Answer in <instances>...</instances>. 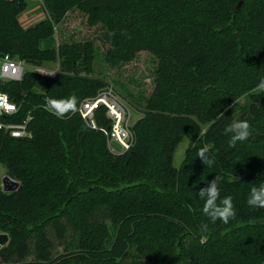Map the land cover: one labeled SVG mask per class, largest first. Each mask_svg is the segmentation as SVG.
Here are the masks:
<instances>
[{
	"label": "trees",
	"instance_id": "trees-1",
	"mask_svg": "<svg viewBox=\"0 0 264 264\" xmlns=\"http://www.w3.org/2000/svg\"><path fill=\"white\" fill-rule=\"evenodd\" d=\"M41 4L45 15L24 26L27 0H0V55L30 65L58 62L42 91L34 89L40 75L32 70L0 81L18 104L14 119L30 115L29 136L0 130V163L19 182L11 192L0 187V232L8 235L0 264H264V209L247 204L250 188L264 182V91L255 89L264 80V0ZM72 8L101 23L109 65L141 50L157 58L126 150L109 151L103 105L94 109L95 127L78 110L64 119L45 110L46 98L75 95L79 107L106 86L90 75L92 41L47 45ZM240 120L250 123L251 135L229 147L225 129ZM204 146L215 155L213 167L197 157ZM216 175L221 198L231 195L237 211L227 224H213L197 195Z\"/></svg>",
	"mask_w": 264,
	"mask_h": 264
},
{
	"label": "rangeland",
	"instance_id": "rangeland-1",
	"mask_svg": "<svg viewBox=\"0 0 264 264\" xmlns=\"http://www.w3.org/2000/svg\"><path fill=\"white\" fill-rule=\"evenodd\" d=\"M45 15L41 0H27L26 9L20 13V20L24 26L30 25ZM101 23L90 24L86 14L78 8L69 10L60 24L54 27V34L47 45L57 46L60 41H86L93 43L92 72L90 75L99 77L106 82L104 89L111 88L112 93L125 106V123L130 127L133 122L142 115L144 99L149 95L154 84V71L157 65V58L146 50L138 51L135 56L126 62H121L116 66H111L103 59L104 52L108 45L101 39ZM46 68L58 67V62H44ZM25 69L32 67L26 65ZM44 76H38L34 89L42 91L44 87ZM255 89H259L256 87ZM245 97L236 100L235 106L242 104ZM133 135V132L131 130ZM189 142L186 135L178 143L172 164L179 166L185 148ZM107 147L110 152L117 153L121 150L120 146L114 141L107 140ZM6 174V169L0 163V185L1 178Z\"/></svg>",
	"mask_w": 264,
	"mask_h": 264
},
{
	"label": "built area",
	"instance_id": "built-area-1",
	"mask_svg": "<svg viewBox=\"0 0 264 264\" xmlns=\"http://www.w3.org/2000/svg\"><path fill=\"white\" fill-rule=\"evenodd\" d=\"M26 65H30L23 60L13 58L9 54L0 55V81L18 80L27 70ZM32 71L44 77H54L58 71L56 68H46L42 65H30ZM98 105L105 107V114L110 120V125L101 127L108 141L116 142L121 150L130 147L133 135L130 127L125 123V106L112 93L111 88L102 89L93 97L85 98L78 107V112L84 121L91 127H95L94 109ZM18 104L12 100L6 92L0 90V130L8 132L11 136H29L27 127L30 115L27 114L22 120H15L14 116L18 112Z\"/></svg>",
	"mask_w": 264,
	"mask_h": 264
},
{
	"label": "clouds",
	"instance_id": "clouds-1",
	"mask_svg": "<svg viewBox=\"0 0 264 264\" xmlns=\"http://www.w3.org/2000/svg\"><path fill=\"white\" fill-rule=\"evenodd\" d=\"M108 35L114 36V32ZM258 88L264 91V80L260 82ZM45 110L49 111L57 118L64 119L70 114H74L78 110V98L72 95L68 98L54 99L46 98L44 105ZM223 115V114H222ZM226 134H230L229 147L234 148L237 142H243L251 135V125L247 120L232 122L225 129ZM197 157L203 166L213 167L216 163L215 155L210 152L208 146L201 147L197 152ZM234 180L238 181L236 178ZM221 176L216 175L215 178L207 183V186L199 189L197 195L204 201L203 213L215 224L217 220L227 224L230 220H234L237 215L236 207L231 195L221 198L220 191ZM247 204L253 209H264V182L259 185H253L248 194ZM208 225L201 226V232L206 233Z\"/></svg>",
	"mask_w": 264,
	"mask_h": 264
},
{
	"label": "water",
	"instance_id": "water-1",
	"mask_svg": "<svg viewBox=\"0 0 264 264\" xmlns=\"http://www.w3.org/2000/svg\"><path fill=\"white\" fill-rule=\"evenodd\" d=\"M240 4V1H238L236 7H238ZM19 185V182L7 174L3 175L1 178V189L5 192H11L17 189ZM8 241V235L5 232H0V248L5 245Z\"/></svg>",
	"mask_w": 264,
	"mask_h": 264
}]
</instances>
